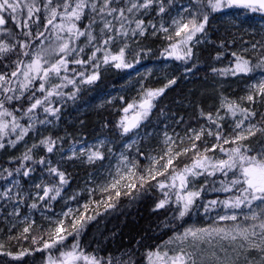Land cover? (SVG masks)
I'll return each mask as SVG.
<instances>
[{"label": "rangeland", "instance_id": "obj_1", "mask_svg": "<svg viewBox=\"0 0 264 264\" xmlns=\"http://www.w3.org/2000/svg\"><path fill=\"white\" fill-rule=\"evenodd\" d=\"M37 2L43 6V3H45L46 0H37ZM137 2H141V0H137ZM160 4H163L165 7V12L163 13H159ZM120 6H124L123 0H121ZM128 6H130V4ZM169 6H172V9L169 10ZM197 7L198 4L195 3L194 0H154L153 5L149 9L134 10L133 13H128L126 11L125 16L132 20L131 23L128 20L123 21L125 30H127V35L116 36L115 41L110 42L107 45L104 44V39L113 35V33H109L105 30V33L102 36L100 32L102 24L100 23L92 25V34L96 37V39L91 45L87 43V36H80L78 39L76 37L69 38L67 31L60 32L57 29L54 32L52 26H48L47 34L40 42L36 52H40L42 49H47L44 58L49 62H55L63 57L68 61L67 71L62 69L59 77L51 75L50 79L45 84L44 92L38 90L41 83L39 79L29 85V88L24 92V95H28L32 90H34L37 93H41L39 99L42 101V104L38 105L32 112H27L26 108L24 111L18 110L17 114L14 113L12 116H8V120H6V117L2 118L4 121L8 122V128L5 129V135L0 138V143L4 145L3 148H0V153L2 154V157L11 164L7 167L5 165L0 167V173L2 174V177H0V194H2L7 188H11L12 191L10 193L11 199H4L0 196V224L10 222L11 224L20 225L24 230L25 227H29L34 223L35 215L40 216L42 220H47L46 211L50 210L51 205L53 207L62 208L61 210L54 212V217H51L52 219L63 221L64 223V219L68 218L73 224V218L78 216V213L85 208V205L88 206L91 204V193L94 189L102 191V188L107 187L108 189L116 191V189L111 188V184L116 179L120 180V184L117 185V189L120 191L131 189L126 186L127 183L134 182V176L129 172V169L134 172V168L132 167L133 163L132 160H130L132 156H129V152L133 148L140 145L143 139L150 140L149 146H147L150 157L147 159L146 172L147 176L153 179L152 175H149V168L152 169V174L155 178L158 177L159 174L157 170L159 169L162 171L164 170L162 166L167 165L168 156L166 153L169 149H171L173 153H179V155L184 153L185 149H192V145L187 146L185 143L196 141L194 134H200V139L198 141L201 140V144L205 150L208 149V151H215L217 147L214 150L212 149L214 145L218 144L216 134L220 133L222 135L218 127L223 130H228L226 132L227 135L225 134L222 138L229 139L230 141L235 138V136H232L234 131L236 134L241 133L249 126H254L253 131L257 129L255 123L253 122V115L245 119L241 113L237 112V114L233 116L230 112H228L227 104L235 103L239 107L248 109L252 112V104L255 100H259L261 95L257 94L255 90L251 88V85L258 82L261 78H264V71L255 69L249 75L241 74L236 76L219 71L234 67L235 61L229 67L224 65L219 68H214L217 71H214L212 77L210 79L203 80L202 85L200 84L201 87L199 88V91L197 90L198 98L196 102L201 101L208 111L212 110V108L214 111L208 115L211 117H207L208 123L202 124L199 127L191 125L187 128L184 124V121L187 119V115L183 117L181 115L178 117L173 116L165 123H162L158 128L152 129L147 133H145L142 128L139 130L134 129L131 134V138L124 140L119 151L114 152L112 148H108V141L104 138L86 140L81 136L74 135L75 139H73V136H68L63 133L60 125L57 123V112L60 110L62 111L64 105L69 104L73 106V104L77 102L84 85H88L86 83H82L81 81L90 74L97 73L99 78L103 75L115 73L116 71H134L132 76L138 78L141 85L146 79L169 80L170 72L167 68L170 66L171 61L189 64L190 60H193L196 55V50L199 47L200 34H202V32L197 33L190 42L189 46L192 48L193 54L190 57H186L185 60H177L168 56L167 51L171 49V45L173 43L182 39V36L177 37L175 35L176 26L172 23L173 19H179L181 20V23H186L188 20L193 18L190 13L195 12ZM204 8L206 12L210 9L207 7V4ZM229 10L230 9L220 12L222 15V21L220 24L227 30L238 28L239 25L232 18ZM57 11L60 12L63 11V9L58 8ZM86 11L88 10L86 9ZM43 14H46L45 10H43ZM24 17H26V11ZM97 19H99V17ZM108 19L112 18L108 17ZM136 19L143 21L142 27L145 35L149 34L152 37H155V35L158 34L160 35V40L164 39L167 41L168 44L165 46H161L159 40H156L154 43V45L159 48L156 55V57L158 56L157 58L153 53H149V45L145 46L143 44L142 37L144 34L141 35L139 31H136V33L133 34L132 30L136 29V23L134 22ZM197 19L198 22H202V15L198 16ZM54 23H61L59 16ZM78 23L79 22H77L78 28H80V30H84V26L88 24V18H83L82 21H80V25ZM120 23L121 22L113 21L115 28H119ZM162 25L168 29L167 32L161 30ZM3 27L4 26L0 27V35L5 34ZM239 28L245 30L244 32L246 33H254L253 30L241 27ZM57 35H59L61 39L58 40L56 38ZM169 37H171V39H169ZM172 37L174 39H172ZM65 41L69 42L70 48L76 49V51L72 52L71 55H65V53L59 52V45ZM0 43L2 42L0 41ZM125 45L127 46L126 48ZM252 46L253 45L240 47L239 53L248 56L252 55V57L247 59L255 64L258 62L260 57L258 58L257 55H254L256 48L254 49ZM96 47H99L101 50L96 51ZM80 48H83L84 51L80 52ZM121 48H125V60L133 65L131 68L117 69L112 65V63L105 64L103 62L105 55L109 53L113 55L118 54ZM93 52H95L96 59L89 61V57L93 54ZM77 58L88 62L84 64L73 63L72 61ZM149 58L152 62H150ZM97 64L99 65L98 68L96 67ZM43 66L47 68L49 65L44 64ZM80 73H84V75L81 76ZM60 77H65V79L61 80ZM196 78V76L188 75L189 80ZM23 79L22 71L17 74V77H12V83L9 87L15 89L16 91L8 92L10 96L20 94L19 82L23 81ZM69 80H72L73 83H69ZM54 85H59V87H54ZM3 87H6V84L3 85ZM48 91H52L53 95L48 96ZM115 93L116 91L111 90L101 93L100 101L112 103V101L116 98ZM71 94H74L73 98H69ZM250 94L254 97L252 100L247 99V96ZM141 100L142 99L138 100L137 106ZM185 106L191 107L193 104L188 103ZM45 107L55 110V114L53 115L45 112ZM188 113L190 115H194L193 111H188ZM13 117H15L17 122L27 130L23 139L18 141L17 137L20 135V129H16L15 132L12 131L11 121ZM123 118V122H125L128 115ZM238 120H244V124L241 129H237L235 127L236 121ZM41 121L44 122L42 123ZM213 121H215V123H213ZM29 125H31V127H29ZM201 129H203L202 132ZM209 132H211L212 135H209ZM263 140V137L256 139L253 135L243 141H239L238 143L242 146L258 149ZM9 141L17 142L13 146L9 143ZM234 146L236 145L229 143V149ZM48 147H52L51 152L48 151ZM223 148L227 150V148ZM92 152H99L101 158L94 159L92 162H89L88 155ZM25 153L31 156L32 159L24 160L23 157ZM122 155L123 157H127V160L122 161ZM179 155H174L173 162ZM212 158L214 160L219 158L227 159V156L224 152L220 151V148L218 147L217 152L212 156ZM66 159L74 160L79 165H91L96 162L98 166L97 172L87 174L82 186L80 185L78 189L69 190L67 189V184H60L59 177L49 172L50 168L57 169L59 167V162ZM41 160H43V163L40 162ZM125 164H127V167H125ZM22 165L23 167H21ZM18 168L20 169V173H17L16 171ZM25 170H30L28 177L23 175ZM9 172L12 173L11 176H9ZM215 174L221 173L216 172ZM172 175H167L164 183L171 184L172 181L170 177ZM206 176H208L207 173L196 178L189 176L188 180L190 183L186 191H196V180L206 182ZM124 177H126V179ZM13 181H18L19 183L13 184ZM218 181V188H220L221 182L223 181ZM53 182L61 189L60 196H58L55 200H48L47 198L45 200L38 199V196L43 195V186L52 187ZM176 183L177 186H179V181H176ZM37 184H41L42 187L38 189L35 186ZM164 191L169 192L170 199H175V195L173 193L176 189H172L170 191L168 188H164ZM221 193L222 195L225 194L224 199L233 195V193H226L222 191ZM21 198L22 202L17 204L16 201ZM33 203L37 205L36 208L30 207ZM16 209H18L19 214H16ZM69 209H71V214L68 216L63 215V213L68 212ZM225 211L226 210L222 206L217 205L213 207L211 212L206 214L204 206H201L199 208V212L195 214L190 221H188V223H186L185 226H183L175 234L183 233L184 229L189 227L211 228L217 225L229 227L233 224L232 221H218V214H223ZM227 211L231 213L232 211L238 210ZM244 211L247 212L248 209H244ZM240 222L242 225L251 223V221H243L242 217ZM175 234L162 242L153 252L168 251L169 255H172V250L178 249L180 242H166L169 241ZM256 242L259 243L258 237L256 238ZM213 243L216 245L215 248H212L210 245L205 243L202 245L205 252L203 254L197 253L198 257L203 255L205 264H214V260L210 256V253L213 251L216 252L217 256L220 257L225 264H232V261L236 259L235 249L242 243V241L237 239L234 243L231 239H226L214 240ZM185 247H187V245H185ZM1 249L2 243L0 236V250ZM188 250L191 251L190 248H188ZM257 255L258 253L251 252L249 254V258ZM47 264H49V261H47ZM81 264H83V262H81ZM238 264H245L243 254L240 255Z\"/></svg>", "mask_w": 264, "mask_h": 264}, {"label": "trees", "instance_id": "obj_2", "mask_svg": "<svg viewBox=\"0 0 264 264\" xmlns=\"http://www.w3.org/2000/svg\"><path fill=\"white\" fill-rule=\"evenodd\" d=\"M206 1L202 0L204 7L207 4ZM55 2L56 0H54V4ZM170 9L172 6H169ZM43 10L44 8L41 6L40 12L36 14L40 18L37 23L41 24L38 30L36 24H32L29 29L18 28L11 19L4 25L5 34L0 35V41L15 45V47L7 54H0V74L6 73L12 80L11 72L16 68L14 62L23 60L26 63L30 60L31 54L36 52L48 30V27H43V24L47 23L46 20H43L45 16ZM229 12L239 27L253 30L254 33H246L239 27L228 30L223 28L220 24L222 21L221 13L212 12L211 9H208L210 14L208 22L205 24L204 32L200 34L196 55L189 64L171 61L167 68L170 72L167 81L164 79H146L140 85L138 78L132 76L134 71H116L110 75L99 77L91 84L84 85L77 102L73 106L64 105L62 111L57 112V123L62 132L68 136H73V139H75L74 135L81 136L86 140L104 138L108 141V148L118 152L122 142L132 136V132L128 134L122 132L123 127L120 125L124 120L123 117H126L122 114V110L129 104L137 105L138 100L143 98L147 90L157 89H164V91L152 101L154 106L148 116L141 119L135 129L142 128L147 133L158 128L173 116L178 117L179 115L182 117L187 115V119L184 121L187 128L191 125L199 127L202 124H207V117L214 109L208 111L201 101L196 102L198 96L195 90L199 91L203 80L212 77L214 68L224 65L231 66L235 61L234 53L245 59L252 57V55L239 53L242 46L256 45L254 55H257L258 58L264 55V14L243 8H232ZM78 24L80 25V22ZM8 29L17 34L15 38H10ZM22 32H31L32 35L31 37L24 36L20 34ZM39 32H43L44 35L37 39ZM159 36L157 34L152 37L149 34H144L142 37L143 44L149 45V53H153L155 57L159 50L154 45L156 40H159L161 46L168 44L164 39L160 40ZM172 39L174 38L172 37ZM19 42L29 45L25 49L30 53L29 56L23 55L19 48ZM149 60L152 62L150 58ZM188 75L197 78L189 80ZM170 81L175 82L170 83ZM9 86L6 84V87ZM109 90L116 91L115 100L112 103L101 102V93ZM5 95L9 94H5L0 88V100H3ZM29 96L33 98L29 100ZM40 96V92L37 93L32 90L28 95L25 94L19 100H13L11 103L4 100L5 108L12 114H17V109L22 111L28 109ZM258 101L252 107L253 122L257 127L254 137L256 139L263 137L264 139V96L259 97ZM188 103H192L193 106H185ZM188 111H193L194 115H190ZM6 120H8V116ZM218 129L221 131L219 127ZM221 136L225 135L222 134ZM149 142V139H143L140 145L129 152V156H132L130 160L136 165L134 168L136 187L120 191L121 195L118 197L114 190L108 189L105 192L94 189L91 193V204L88 205L87 212L85 213L84 208L78 213V215L84 213L87 216H94V219L81 221L83 227L80 229L79 235L73 229L71 221L65 218L63 225H65L66 232L62 234L66 235V239L50 249L43 247L45 241L54 238L55 228L59 221L51 217H54L55 211L62 209L52 205L50 210L46 211L47 220H42L37 215L34 216V223L30 226L28 233H25L20 225L10 222L1 223L0 264H47L50 256L52 258L59 257L58 249L70 250L74 243H78L86 255L99 259L101 264H148V253L153 252L162 242L185 226L199 212L201 206L208 204L209 201H221L225 198V194L222 195L221 191H213L212 189L218 188V180L226 181L231 178L232 173H229L228 178L222 174H215L206 176V182L196 180L195 190L200 192V197L195 199L193 208L182 220L175 218L178 215V205L175 203V199H170V202L165 204L163 208H157V204L165 199V191L159 187V183L165 182L167 175L179 173L186 166H190L197 150L200 154L212 157L217 152L218 147L215 151H206L201 140L187 142L185 143L187 146L195 144L196 148H192L193 151L189 148L186 154L182 153L177 156L166 171L162 170L163 175L159 174L155 179H151L146 172L147 159L150 157L147 149ZM218 144L229 149V144H224L223 139L218 141ZM261 145H264V140ZM10 164L0 153V167L3 165L7 167ZM97 168L96 162L91 165H79L74 160L66 159L59 162L57 169L64 173L67 189L76 190L80 185L82 186L86 175L96 173ZM141 176L145 179H138ZM0 177H2L1 173ZM110 193L113 197L112 200H108ZM106 203L113 206L105 207ZM67 233L72 234L67 235ZM33 239L36 240L35 243H33ZM21 252H24L25 255L19 259H14Z\"/></svg>", "mask_w": 264, "mask_h": 264}, {"label": "snow or ice", "instance_id": "obj_3", "mask_svg": "<svg viewBox=\"0 0 264 264\" xmlns=\"http://www.w3.org/2000/svg\"><path fill=\"white\" fill-rule=\"evenodd\" d=\"M195 3L198 4L195 12H191L192 19L188 20L186 23H181L179 19H173L172 23L176 26L175 35L177 37H181L178 42L173 43L171 45V49L167 51V55L171 56L177 60H185L186 57H190L192 53V48L189 46L190 42L196 36L197 33L204 32L205 24L208 22L209 13L205 11L204 4L202 0H194ZM154 3V0H141V2H137V0H123V5H121V0H56L54 4V0H46L43 3V8L45 10V16L43 20H46L47 23L43 24V27L47 28L49 25L52 26L53 31L55 32L57 29L60 32L67 31L69 38L76 37L77 39L80 36H87V43L92 44V42L96 39L92 34V25L100 23L102 24V28L100 29L101 35L103 36L105 30L109 33H113V35L108 36L104 39V44L107 45L110 42L115 41L116 36L119 35H127V30H125V26L123 21L128 20L130 23L129 17L125 16V12L133 13L134 10L140 9H149ZM130 4V6H128ZM207 7L211 9L212 12H221L227 9L232 8H243L248 9L252 12H261L264 13V0H207ZM62 8L63 11L58 12L57 9ZM86 9L88 11H86ZM41 10V4L37 2V0H0V27L6 25L9 19L16 25V27L21 29H29L32 24H36L37 30L41 26L37 21L40 18L36 15ZM26 11V18H23ZM165 12V7L163 4L159 5V13ZM7 15H4V14ZM202 15L203 21L198 22L197 17ZM59 16L61 23L55 24L54 21ZM88 18V24L84 26V30H80L77 26V22L82 21L83 18ZM99 17V19H97ZM111 17L112 19H108ZM113 21H118L120 23L119 28H115ZM136 23V29H133V34L136 31H139L141 35L144 34L143 30V21L136 19L134 21ZM161 30L167 32L168 29L161 26ZM10 38H15L16 33L12 32L11 29L7 30ZM24 36L31 37V32H22L20 33ZM43 32H39L37 35V39L39 36H43ZM59 40L61 37L59 35L56 36ZM171 39V37H169ZM15 45H10L7 43H0V54H7L13 50ZM29 45L24 42H19V48L21 49L24 56H29L30 53L25 51ZM127 46L125 45V48ZM254 49L256 45L252 46ZM125 48H121L118 54H107L103 58V62L105 64L112 63V65L117 68H131L133 65L128 63L125 60ZM96 51H100L99 47H96ZM76 51L74 48L69 47V42L65 41L59 45V52L65 53V55H71L72 52ZM84 49L80 48V52H83ZM47 49H42L40 52H36L32 55V58L29 62L25 63L23 60L15 61L16 68L11 72V77H17V74L22 71L23 81L19 82V95L10 96L5 95L3 100H0V138L5 135V129L8 128V122L4 121L2 118L7 116H12V112H10L7 108H5L4 100L8 103H11L14 99L19 100L21 96L24 95V92L28 90L29 85H31L34 81L39 79L41 81L39 85V91H45V84L50 79L51 75H56L59 77L61 70L67 71V63L68 61L63 57L55 62H49L44 58ZM235 56V66L227 69L219 70L225 74H231L233 76L236 75H249L255 69H260L264 71V55H262L258 62L253 64L250 60L242 58L239 55L233 54ZM95 52L89 57V61L95 60ZM75 64H84L88 61H83L81 59H75L72 61ZM48 64L49 66L45 68L43 65ZM23 66V67H22ZM98 68L99 65L97 64ZM214 71H217L214 69ZM42 73V74H41ZM81 76L84 73H80ZM61 80L65 79V77H60ZM98 79V74L93 73L88 75L81 82L86 84H91ZM69 83H73L72 80L68 81ZM175 81H170V83H174ZM12 81L8 77V75L0 74V88L2 91L7 94L8 92H15L16 90L11 87H3L4 84H11ZM54 87H59V85H54ZM251 88L255 90L257 94L264 96V78H261L258 82L253 83ZM164 89L157 90H147L144 94L141 102L138 105V111H136L135 116L133 117L130 123H125L122 121L121 127H123V131L125 133L131 131L132 128L138 127L141 119H144L148 116L150 110L154 106L152 101L158 97ZM48 96L53 95L52 91L47 92ZM74 94H71L69 98H73ZM33 97L29 96L28 99L31 100ZM46 98V97H45ZM253 95H248L247 99L252 100ZM42 101L39 98L35 99V102L31 104V106L27 109V112H32L37 108L38 105H41ZM137 105L129 104L124 111L127 113L129 109L136 108ZM19 110V109H17ZM227 110L233 116L237 114V112L241 113L245 119L254 115V113L250 112L248 109L239 107L235 103L227 104ZM45 112L50 114H55V110L49 109L45 107ZM42 123L44 121H41ZM12 131L15 132L16 129H20V135L17 137V141L23 139V136L26 134V129H24L16 120L15 117L12 118ZM215 123V121H213ZM244 124V120L236 121L235 127L237 129H241ZM31 127V125H29ZM254 126H249L246 130H243L241 133H237L233 140H229L226 138H222L220 133L216 134L217 141L223 139L224 144L232 143L236 146L225 150L222 145H214V150L216 147L220 148V151L224 152L227 156V159L219 158L213 159L204 154H200L197 150L194 153V159L190 166H186L181 172L174 174L170 177L172 183L166 184L164 182L159 183V187L161 189L168 188L170 191L172 189H176L173 193L175 195V203L178 205V215L175 217L176 219H183L193 208L194 201L196 198L200 197L199 191L186 189L189 186L190 181L188 177L192 178L200 177L207 173L208 176L215 175L216 172H220L224 177L228 178L229 173H232L231 178L226 181L221 182L220 188H213V191H222L226 193H233V195L228 198L217 201L212 200L209 201L208 204L204 205V211L207 214L208 212L213 210V207L219 205L222 206L226 211L223 214H218V221H232L233 224L229 227L215 226L211 228H185L183 233L175 234L169 241L166 243H172L174 241H179L180 246L178 249H173V254L169 255L168 251L160 252H149L148 260L149 264H205V260L203 255L199 256L197 253L203 254L205 249L202 247L203 244L207 243L212 248H215L216 245L213 243L214 240H226L231 239L234 243L239 239L242 243L235 249L236 259L232 261V264H238V259L240 255H244L245 264H264V145H261L258 149H253L251 147L242 146L238 142L247 139L250 136L255 135V131H253ZM203 129H201V132ZM246 132V134H245ZM195 139H200V134H194ZM209 135H212L209 132ZM171 139V138H169ZM17 141H9L13 146ZM4 145L0 143V148H3ZM192 148L195 149L196 145L193 144ZM48 151H52V147H48ZM188 149L184 150L186 154ZM208 151V149H206ZM168 156L167 165L162 166L164 170H167V166H171L173 164L174 155H179V153H173L171 149L166 153ZM24 160L32 159L27 153L24 155ZM101 158L99 152H92L88 155V161L92 162L94 159ZM122 161L127 160V157H121ZM43 163V160L40 161ZM23 167V165L21 166ZM127 167V164H125ZM132 167L135 168V163L132 164ZM7 171V170H5ZM17 173H20V169H16ZM30 170H25L23 175L25 177L29 176ZM149 175H152V178L155 179V176L152 174V169L149 168ZM49 172L59 177L60 184H66L67 180L65 179V175L62 172H59L55 168H50ZM131 175L135 176V172H132L129 169ZM158 174L163 175V171L157 170ZM175 172V169H173ZM12 173L9 172V176ZM126 179V177H124ZM138 179L144 180L145 177H139ZM176 181H179V186H177ZM18 181H13V184H18ZM120 184V180L116 179L112 184L111 188L116 189L115 195L118 197L121 195L119 189H117V185ZM38 189L42 187L41 184L35 185ZM128 188H135V182H129L126 185ZM143 187V185H141ZM194 187V186H193ZM102 191L107 192L108 188L104 187L101 189ZM203 190V189H201ZM235 190V191H234ZM11 188L5 189V191L0 194L4 199H11L10 193ZM61 194V189L55 185L53 182L52 187L43 186V195L38 196V199L45 200H55ZM164 200H161L157 204V208H163L165 204L170 202V194L169 192L164 193ZM111 193L108 196V200H112ZM17 204L22 202V198L16 201ZM113 205L110 203H106L105 207H112ZM31 208H36L37 205L33 203L30 205ZM88 206L85 205V213L87 212ZM244 209H248L247 212ZM227 210H238L232 211L231 213ZM16 214L18 213V209L15 210ZM71 214V209L68 212L63 213V215L68 216ZM243 221H251L249 224L242 225L240 219ZM94 216H87L84 213L79 214L78 216L73 218V229L76 234L79 235L80 229L83 227L81 221L83 220H92ZM79 226V227H78ZM30 231V226L24 228V232L28 233ZM66 230L63 226V221H59L57 223V227L55 228L54 238H50L49 241H45L43 247L45 249H50L55 245L59 244L61 241L66 239L65 233ZM72 233H67V235H71ZM259 238V243L256 242V238ZM36 240L33 239V243ZM187 245V247H185ZM67 248V246H65ZM191 249V251L188 250ZM60 252L59 257L52 258L49 257V264H101L100 260L94 256L86 255L81 249L78 243H74L70 250L58 249ZM251 252L258 253L257 256L249 258V254ZM25 253L21 252L19 256L14 257V259H19L24 256ZM211 258L214 260V264H225V262L217 256L216 252L213 251L210 253Z\"/></svg>", "mask_w": 264, "mask_h": 264}, {"label": "water", "instance_id": "obj_4", "mask_svg": "<svg viewBox=\"0 0 264 264\" xmlns=\"http://www.w3.org/2000/svg\"><path fill=\"white\" fill-rule=\"evenodd\" d=\"M264 14V13H263ZM127 108V107H126ZM137 108H138V106H137ZM122 114L123 115H128V118L126 119V121H125V123H130L131 121H132V119H133V117L135 116V113L133 112V109H129V111L126 113L125 111H124V109L122 110ZM140 123V122H139ZM136 128V127H135ZM135 128H132L131 129V131H129V132H127V133H125L124 131H123V128H122V132L124 133V134H128V133H131V132H133V130L135 129Z\"/></svg>", "mask_w": 264, "mask_h": 264}, {"label": "bare ground", "instance_id": "obj_5", "mask_svg": "<svg viewBox=\"0 0 264 264\" xmlns=\"http://www.w3.org/2000/svg\"><path fill=\"white\" fill-rule=\"evenodd\" d=\"M195 91H196V95H197V92H198V91H197V90H195ZM258 102H259L258 100H255V102H254L252 105L254 106V105H256ZM138 110H139V109H134V108H133V112L135 111L134 113H136V111H138ZM208 118H211V117L208 116ZM220 130H221V133H222V134H224V135L226 134V135H227L226 132H227L228 130H223L222 128H220ZM235 135H236V132L234 131V132L232 133V136H235Z\"/></svg>", "mask_w": 264, "mask_h": 264}]
</instances>
